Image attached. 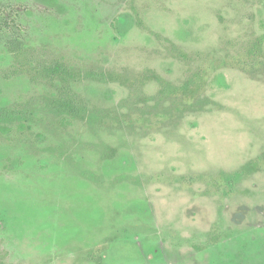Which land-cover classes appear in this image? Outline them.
I'll list each match as a JSON object with an SVG mask.
<instances>
[{
	"label": "rangeland",
	"instance_id": "374dc122",
	"mask_svg": "<svg viewBox=\"0 0 264 264\" xmlns=\"http://www.w3.org/2000/svg\"><path fill=\"white\" fill-rule=\"evenodd\" d=\"M0 1V264H264V0Z\"/></svg>",
	"mask_w": 264,
	"mask_h": 264
},
{
	"label": "trees",
	"instance_id": "16d2710c",
	"mask_svg": "<svg viewBox=\"0 0 264 264\" xmlns=\"http://www.w3.org/2000/svg\"><path fill=\"white\" fill-rule=\"evenodd\" d=\"M23 11L24 6L20 3L13 5L3 4L0 1V34L5 36L9 44L12 43L11 51L16 53L20 50L17 44L9 40V36L20 31L19 18ZM42 73L43 76H49L51 80L58 78L64 86L61 95L56 99L60 110L65 113L80 114L82 111L77 107L80 104L78 94L70 89L71 82L76 79V74L66 70L62 65L45 67ZM89 75H94V73H89Z\"/></svg>",
	"mask_w": 264,
	"mask_h": 264
}]
</instances>
